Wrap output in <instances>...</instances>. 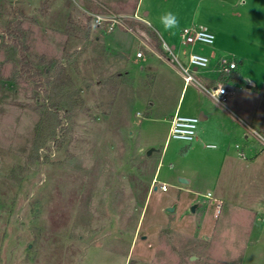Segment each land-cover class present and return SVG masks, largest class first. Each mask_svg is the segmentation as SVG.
Returning a JSON list of instances; mask_svg holds the SVG:
<instances>
[{
	"label": "rangeland",
	"instance_id": "obj_1",
	"mask_svg": "<svg viewBox=\"0 0 264 264\" xmlns=\"http://www.w3.org/2000/svg\"><path fill=\"white\" fill-rule=\"evenodd\" d=\"M135 3L0 0V264H264V142L252 133L264 136V0H139L138 14ZM166 12L177 28L164 29ZM110 13L121 16L113 30L95 23ZM190 25L214 31L215 52L255 82L226 100L249 134L230 138L229 161L216 159V139L169 137L189 53L213 49L181 44ZM205 73L193 72L183 108L207 101ZM208 190L226 200L223 220L233 203L255 211L254 228L238 226L243 244L182 214ZM207 214L218 222L215 205Z\"/></svg>",
	"mask_w": 264,
	"mask_h": 264
},
{
	"label": "crops",
	"instance_id": "obj_2",
	"mask_svg": "<svg viewBox=\"0 0 264 264\" xmlns=\"http://www.w3.org/2000/svg\"><path fill=\"white\" fill-rule=\"evenodd\" d=\"M138 3H139V0H136L135 6H134V11L136 12V14H138V12H139ZM149 14H150L149 12L147 14H143L142 20L144 22H146L147 24H148L147 17ZM190 26L197 27L196 25H190ZM185 27H188V26H185ZM208 30H210V29H208ZM212 32L214 33V31H212ZM162 44L164 45V47H165V45H168L164 40H163ZM181 44H183V43L181 42ZM214 44H215V41L212 45H209V46H213ZM168 46L170 47L171 51L174 54V50L176 49V44L172 43L171 45H168ZM116 49H119V48H116ZM214 49H217L218 52L220 53L223 50V47L222 46L221 47L213 46V49L210 50L209 53H204V52L202 53L204 55H207L210 58V62H209L208 67H206L204 69H199V70H204V72H206V73L204 76L200 77L199 81H197V86L195 85L196 87L200 86L199 89L202 87L203 89L207 90L206 91L207 94L205 95L207 98V101H205L206 99L197 98L193 105H190L188 107L186 106L183 108V105L181 104V96H182L183 92L185 91L186 87L188 88V86H187L188 83H185V81H184V84H183L182 90H181V95H180L178 101L176 102L174 107H172V109L166 114V116L169 119L170 125H171V119L176 113L198 116L200 118V121L198 124L197 136L193 141L185 142V143L189 144V146L191 145V147H192V144L195 141H201L202 142V141H205L206 139H216L222 143V147H223L215 155L216 159H223L225 157L227 159V161H229L233 158L232 154L229 153L230 148H231L230 144L232 143L230 138L232 136L234 138L238 137V136H241V137L244 136L246 141H248L249 134L246 131V125H248V124L246 122L242 121L240 119V117L238 119H239V122L240 121L241 122L238 123V121L235 120L234 117L231 115V113H233V112L229 113L227 111V110H229V108L226 105V100H228V98L231 94L236 92L238 86H240L241 84L243 85V87L251 89L254 87L255 82H254V80L249 79L247 77H244L242 75L240 68H239L240 63H238V62H237L238 67L236 70H234V71H236L234 75H238V79L236 80L235 77H226V78L223 77L221 74L220 65H219L220 59L223 58V56L221 54H217ZM119 50L126 52L129 55H131V56H129V60H130V57H131V59L133 58L132 57L133 55H132V52L130 49H119ZM165 53L162 54L160 52L154 51L153 55H159L160 57H162L166 61L167 60L170 61L169 59H167L165 57ZM199 53H201V52H199ZM136 54H135L136 57H134V59H137V60L143 59L142 58L143 56L137 57ZM227 59L235 60L234 58H227ZM171 61H173V56L171 58ZM235 61H237V60H235ZM199 70H195L194 72L196 73ZM119 74H122V73H119ZM180 74H181V71H180ZM181 77H182V75H181ZM221 81L223 83H226L227 85H231V89H229L227 87L228 94L223 99L220 97L217 99V97L215 98L211 95L210 91L215 88L217 83H222ZM248 85H250V86H248ZM242 122L244 123L243 125H242ZM203 129L205 130V132L203 131ZM208 145H211V144H206L205 147L209 148V149H213V148L208 147ZM236 147H239V145L236 144ZM245 148H246V146H244L242 148V150L239 152L240 156L243 158H246V154L244 151ZM187 183H188V181H186V180L180 182V184L178 185L179 192L182 191V188H184ZM208 193H211V196H208ZM226 203H227L226 200L224 198H222V196L215 195L214 192H211L208 190L204 196H199V197L197 196L195 198H191V200H189V204L183 208L182 214L188 213L189 216H192L194 219L193 221L195 222L196 227L197 226H203V227L208 226V227L214 228V230H216V229H219L221 224H224L226 226V229H225L226 237H229V238L231 237L233 241H236V242L238 241V242L243 244L245 242L244 239L241 238L240 236H238V234H237V231L238 232L241 231L240 227L238 228V226L240 223L246 222L248 227L254 228L256 220L253 216V213H255V211L251 208H249V210H248V208L240 207V206L235 205L233 203L231 205V207L228 208V213L231 212L230 214H228L229 220H226V218H224V220H223V219H221V215L223 213V209H224V206L226 205ZM193 205H195L197 208V209L195 208L196 212H195V210L191 211V207ZM214 205L216 207V214H218L220 216H219L218 222L212 218L211 219L212 222L210 223L208 220L206 221L207 216H208L207 213H208L210 207L214 206ZM177 209H178V207H177ZM213 221H214V223H213ZM230 229H231V231H230Z\"/></svg>",
	"mask_w": 264,
	"mask_h": 264
},
{
	"label": "built area",
	"instance_id": "obj_3",
	"mask_svg": "<svg viewBox=\"0 0 264 264\" xmlns=\"http://www.w3.org/2000/svg\"><path fill=\"white\" fill-rule=\"evenodd\" d=\"M136 15V14H135ZM137 16V15H136ZM120 15L116 13L110 14H93L95 23L99 26L103 23L107 24L109 30H113L119 23H121ZM139 18V17H138ZM181 42L183 44H204L212 45L215 41V34L206 28H199L195 26L184 27L181 32ZM165 49L169 51L173 60H177V56L173 54L170 47L165 45ZM137 57H142L141 51L137 52ZM210 58L207 55L198 52H191L188 55V65L183 67L181 75L185 83H190L196 80L193 72L195 70L204 69L208 67ZM238 67L237 61L229 60L227 58L220 59V71L231 72L236 70ZM211 95L217 97V99L224 98L228 94V90L222 83H217L215 88L212 89ZM200 118L198 116L185 115L176 113L171 119V125L169 128V137L171 139H177L184 142H191L197 136L198 124ZM252 133L264 142V136L255 129H252ZM162 190H166V185L161 186ZM211 196V193H208ZM220 207V206H219Z\"/></svg>",
	"mask_w": 264,
	"mask_h": 264
},
{
	"label": "clouds",
	"instance_id": "obj_4",
	"mask_svg": "<svg viewBox=\"0 0 264 264\" xmlns=\"http://www.w3.org/2000/svg\"><path fill=\"white\" fill-rule=\"evenodd\" d=\"M160 20L165 30H172L179 26V21L175 14L172 12H166L163 16H161ZM208 147L215 149L217 146L211 144L208 145Z\"/></svg>",
	"mask_w": 264,
	"mask_h": 264
},
{
	"label": "trees",
	"instance_id": "obj_5",
	"mask_svg": "<svg viewBox=\"0 0 264 264\" xmlns=\"http://www.w3.org/2000/svg\"><path fill=\"white\" fill-rule=\"evenodd\" d=\"M21 22H19L18 24L19 25H17V26H19L18 28H17V30H15V31H13V32H15L16 33V38H21L22 36H23V28L21 27V24H20ZM9 33H12V31H10L9 30ZM4 46V45H3ZM57 64L58 62L57 61H55V60H52V59H50V60H48V65L49 66H52L53 64ZM235 77V79L237 80L238 79V75H235L234 76ZM60 103L58 102V103H55V104H53V105H51V107H58V105H59ZM41 107H35V109L36 110H38V111H40L41 109H40ZM56 120H57V122L58 123H60V118H58V116H57V118H56ZM36 150H37V148H36Z\"/></svg>",
	"mask_w": 264,
	"mask_h": 264
},
{
	"label": "water",
	"instance_id": "obj_6",
	"mask_svg": "<svg viewBox=\"0 0 264 264\" xmlns=\"http://www.w3.org/2000/svg\"><path fill=\"white\" fill-rule=\"evenodd\" d=\"M145 14H147V13H145ZM248 86H250V85H248ZM151 151H152V150L148 151V154H150V153H151ZM181 181H185V179H181ZM195 208H196V206H195V205H193V206L191 207V211H194V210H195ZM170 210H171V208H170Z\"/></svg>",
	"mask_w": 264,
	"mask_h": 264
}]
</instances>
